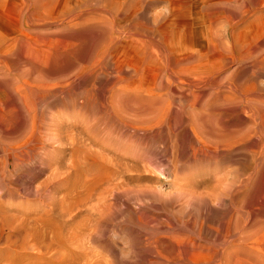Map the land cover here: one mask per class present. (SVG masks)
I'll use <instances>...</instances> for the list:
<instances>
[{"label":"rangeland","instance_id":"obj_1","mask_svg":"<svg viewBox=\"0 0 264 264\" xmlns=\"http://www.w3.org/2000/svg\"><path fill=\"white\" fill-rule=\"evenodd\" d=\"M35 1L0 0V264H173L264 222V0Z\"/></svg>","mask_w":264,"mask_h":264},{"label":"bare ground","instance_id":"obj_2","mask_svg":"<svg viewBox=\"0 0 264 264\" xmlns=\"http://www.w3.org/2000/svg\"><path fill=\"white\" fill-rule=\"evenodd\" d=\"M40 1V0H39ZM43 1V0H42ZM96 1V0H95ZM100 1V0H99ZM105 2V0H103ZM102 1V3H103ZM253 1V0H252ZM32 2V1H31ZM35 2H38L35 1ZM34 2V3H35ZM76 2V1H75ZM85 2V1H84ZM82 2V3H84ZM254 2V1H253ZM33 3V4H34ZM39 3V2H38ZM259 3V2H258ZM30 4V2H29ZM75 4V3H74ZM113 4V3H112ZM120 4V3H119ZM252 4V3H251ZM31 5V4H30ZM29 5V7H30ZM36 5V4H35ZM41 5V4H40ZM81 5V4H80ZM88 5V4H87ZM248 5V4H246ZM79 6V5H78ZM93 6V4H92ZM100 6V5H99ZM32 7V6H31ZM37 7V6H36ZM218 8V7H217ZM244 8V7H243ZM30 9V8H29ZM214 9V7H213ZM239 9V8H238ZM37 10V9H36ZM219 10V8H218ZM28 11V10H26ZM254 11V10H253ZM32 12V11H30ZM25 15V12H23ZM29 12H27L28 14ZM34 13V12H33ZM68 14V13H67ZM109 14V13H108ZM112 14V13H111ZM32 17L33 14L31 13ZM36 15V14H35ZM69 15V14H68ZM97 15V14H96ZM99 15V14H98ZM22 16V15H21ZM29 16V15H27ZM100 16V15H99ZM258 16V15H256ZM261 16V15H259ZM30 17V16H29ZM86 17V16H85ZM95 17V16H94ZM31 18V17H30ZM39 18V17H38ZM48 18V17H47ZM82 18V17H81ZM26 19V18H24ZM28 19V18H27ZM80 19V18H79ZM101 19V18H100ZM19 20V19H18ZM21 20V18H20ZM33 20V18L31 19ZM86 20V19H85ZM99 20V18H98ZM241 20V19H239ZM37 21V20H36ZM27 22V20H26ZM31 22V21H30ZM34 22V20L32 21ZM223 22V21H222ZM228 22V21H227ZM226 22V23H227ZM243 22V21H242ZM24 23V22H23ZM28 23V22H27ZM26 24V23H25ZM33 24V23H32ZM55 24V23H54ZM219 24V23H218ZM260 24V23H259ZM262 24V23H261ZM260 24V25H261ZM21 25V24H20ZM24 25V24H23ZM22 25V27H23ZM248 25V24H246ZM61 27V26H60ZM104 27V26H103ZM115 27V26H114ZM212 27V26H211ZM245 27V26H244ZM24 28V27H23ZM28 28V27H27ZM110 28V27H109ZM113 28V27H112ZM116 28V27H115ZM264 28V27H263ZM29 29V28H28ZM32 29V28H30ZM114 29V28H113ZM210 29V28H209ZM153 30V29H152ZM236 30V29H235ZM234 30V31H235ZM239 30V28H238ZM22 31V30H21ZM25 31V30H23ZM29 30L25 31L28 32ZM215 31V30H214ZM219 31V30H218ZM31 32V30H30ZM28 32V34L30 33ZM232 32V31H231ZM264 32V31H263ZM22 34V32H20ZM34 33V31H33ZM39 33V32H38ZM51 33V32H50ZM27 34V33H25ZM24 34V35H25ZM45 34V33H44ZM156 34V33H155ZM216 35V33H215ZM230 36V35H229ZM24 37V36H23ZM220 37V36H218ZM32 38V37H31ZM217 38V37H216ZM6 39V38H5ZM264 39V38H263ZM18 40V39H17ZM22 40L19 39V41ZM31 40V39H29ZM222 40V39H221ZM5 42L4 40H2ZM28 41V40H27ZM48 41V40H47ZM216 41V40H215ZM259 41V40H258ZM229 42V41H228ZM227 42V43H228ZM1 43V42H0ZM18 43V42H17ZM30 44V42H27L26 44ZM257 43V42H256ZM259 43V42H258ZM3 44V43H2ZM21 44V43H20ZM216 44V43H215ZM221 44V43H220ZM18 45V44H17ZM24 47L25 44L23 43ZM164 45V44H163ZM1 46V45H0ZM28 46V45H27ZM216 46V45H215ZM218 47V46H217ZM251 47V46H250ZM26 48V47H25ZM244 51V50H243ZM256 51V50H255ZM20 53V52H19ZM241 54V53H240ZM239 54V55H240ZM255 54V53H254ZM258 54V53H257ZM260 54V53H259ZM256 56L255 60L253 61L255 65L259 66L260 68H264V53L262 55L260 54ZM173 56V55H172ZM195 56V55H194ZM26 57V56H25ZM242 57V56H241ZM193 59V58H192ZM5 60V59H4ZM14 60V59H13ZM194 61V60H193ZM196 61V60H195ZM252 61V60H251ZM236 62V60H235ZM252 62V64H253ZM25 63V62H24ZM183 63V62H182ZM189 63V62H188ZM192 63V61H191ZM31 64H33L31 62ZM254 65V66H255ZM25 66V65H24ZM177 66V65H176ZM253 66V67H254ZM31 67V66H30ZM34 67V66H33ZM38 67V66H37ZM221 67V66H220ZM89 68V67H88ZM255 68V67H254ZM257 68V67H256ZM263 70V69H261ZM259 70V72L261 71ZM254 71V70H253ZM252 71V72H253ZM93 72V71H92ZM180 72V71H179ZM255 72V71H254ZM257 72V70H256ZM255 72V75H256ZM264 72V70H263ZM26 74V73H25ZM183 74V73H182ZM199 74V73H198ZM20 75V74H19ZM31 75V74H30ZM122 75V74H121ZM160 75V74H159ZM72 76V75H71ZM191 76V75H190ZM193 76V75H192ZM30 77V76H28ZM181 77V76H180ZM255 77V76H253ZM171 78V77H170ZM197 78V77H196ZM68 79V77H67ZM66 79V80H67ZM17 80V79H16ZM38 80V79H37ZM36 80V81H37ZM73 80V79H72ZM242 80V79H241ZM253 80V79H252ZM12 81V80H11ZM33 81V80H32ZM165 81V80H164ZM218 81V80H217ZM236 81V80H235ZM10 82V81H9ZM18 82V80H17ZM50 82V81H49ZM160 82V81H159ZM172 82V81H171ZM251 82V81H250ZM254 82V81H253ZM14 83V82H13ZM20 83V82H19ZM40 83V82H39ZM59 83V82H58ZM72 83V82H71ZM76 83V82H75ZM78 83V82H77ZM66 84V83H65ZM217 84V83H216ZM244 84V83H243ZM251 85V83H249ZM248 84V85H249ZM27 85V84H26ZM68 85V83L66 84ZM71 85V84H70ZM68 85V86H70ZM94 85V84H93ZM198 85V84H197ZM200 85V84H199ZM238 85V84H237ZM41 86V85H40ZM72 86V85H71ZM255 86V85H252ZM251 86V90H252ZM8 87V86H7ZM12 87V86H11ZM26 87V86H25ZM64 87V86H63ZM162 87V86H161ZM224 87V86H223ZM250 87V86H249ZM256 87V86H255ZM229 88V87H228ZM245 88V87H243ZM9 89V88H8ZM69 89V88H68ZM258 89V88H257ZM171 90V89H170ZM240 90V89H238ZM254 90V89H253ZM252 90V91H253ZM230 91V90H229ZM255 91V90H254ZM234 92V91H233ZM239 92V91H238ZM250 90L248 88H245V90L241 91L242 94H250ZM13 93V92H12ZM16 93V92H15ZM14 93V94H15ZM225 93V91H224ZM17 94V93H16ZM254 94V92H253ZM18 95V94H17ZM169 95V94H168ZM233 95V94H232ZM252 95V94H251ZM39 96V95H38ZM37 96V97H38ZM225 96V95H224ZM36 97V98H37ZM234 97V96H233ZM257 97V95L255 96ZM259 97V96H258ZM22 98V97H21ZM152 98V97H151ZM230 98V97H229ZM237 98V96H236ZM253 98V97H251ZM258 99V98H257ZM22 100V99H21ZM14 101V100H13ZM160 101V100H159ZM261 101V100H258ZM264 101V99L262 100ZM12 102V101H11ZM25 102V101H24ZM157 102V101H155ZM164 104V103H163ZM160 106V105H158ZM259 106V105H258ZM257 106V107H258ZM139 107V106H138ZM144 107V106H143ZM157 107V106H156ZM173 107V106H172ZM231 107V106H230ZM155 108V107H154ZM171 108V107H170ZM260 108V107H259ZM264 108V107H263ZM136 110V109H135ZM28 111V110H27ZM145 112V111H144ZM237 112V111H236ZM252 112V111H251ZM262 112V111H261ZM142 113V112H141ZM148 113V112H146ZM152 113V110H151ZM159 113V112H158ZM149 114V113H148ZM147 114V115H148ZM155 114V113H154ZM249 114V113H248ZM150 115V114H149ZM157 115V114H156ZM252 115V114H250ZM260 115V114H259ZM258 116V113H257ZM148 117V116H147ZM146 117V118H147ZM36 118V117H35ZM145 118V119H146ZM149 118V117H148ZM151 118V117H150ZM255 118V117H253ZM257 118V117H256ZM264 119V117H263ZM124 123V122H123ZM136 123V122H135ZM38 124V123H37ZM144 125V124H143ZM261 125V124H260ZM264 125V124H263ZM128 126V125H127ZM139 126V125H138ZM142 126V125H141ZM262 126V125H261ZM38 127V126H37ZM258 127V126H257ZM263 129V128H262ZM260 131V130H259ZM5 132V131H4ZM256 133V132H255ZM251 136V135H250ZM237 137V136H236ZM244 138V137H243ZM242 138V139H243ZM246 138V137H245ZM262 146V145H261ZM260 146V147H261ZM243 148V147H242ZM251 149V147H250ZM260 149V148H259ZM249 151V150H248ZM260 151V150H259ZM264 151V150H263ZM262 153V152H261ZM251 155V154H250ZM256 160V159H255ZM242 182V181H241ZM226 190V189H225ZM263 193V192H262ZM264 197V196H263ZM261 200V199H260ZM261 206V205H260ZM234 216V215H233ZM238 216V215H237ZM232 217V216H231ZM244 217V216H242ZM233 218V217H232ZM236 218V215H235ZM233 218V220H227V222H224L219 229L209 228L211 231L214 229V240L212 241V238L209 239L203 235L202 229L199 228L197 233L193 231L192 234L183 233L184 235L174 236V244L173 249L171 252L170 257L168 258V262L173 264H264V222L255 224L253 221H250L248 218L243 220L242 222L238 221L237 219ZM235 219V221H234ZM253 219V218H252ZM193 220V219H192ZM257 221H259L257 219ZM191 222V221H190ZM232 223V224H231ZM185 226L187 224L184 223ZM193 224V225H192ZM188 225V224H187ZM190 225V224H189ZM192 226H194V223H191ZM191 226V227H192ZM185 228V227H184ZM194 229V227L192 228ZM183 231V230H181ZM191 233V232H190ZM210 234V233H208ZM171 251V250H170Z\"/></svg>","mask_w":264,"mask_h":264}]
</instances>
